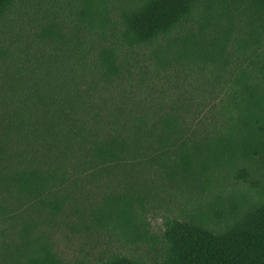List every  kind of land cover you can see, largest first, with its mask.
Instances as JSON below:
<instances>
[{
  "label": "trees",
  "instance_id": "trees-1",
  "mask_svg": "<svg viewBox=\"0 0 264 264\" xmlns=\"http://www.w3.org/2000/svg\"><path fill=\"white\" fill-rule=\"evenodd\" d=\"M26 1L0 0V264H74L51 230L117 169L196 202L151 264H264V0H64L27 29Z\"/></svg>",
  "mask_w": 264,
  "mask_h": 264
},
{
  "label": "rangeland",
  "instance_id": "rangeland-1",
  "mask_svg": "<svg viewBox=\"0 0 264 264\" xmlns=\"http://www.w3.org/2000/svg\"><path fill=\"white\" fill-rule=\"evenodd\" d=\"M61 2L63 4L64 0L26 1L20 7L19 26L27 29L30 26L25 24L28 18L36 19ZM234 191L257 197L249 182L240 181L198 195V199L206 203L215 200L218 209L219 200H226ZM121 197L126 199L128 207L130 205L133 220L130 226L116 217L108 218V213L117 207ZM195 203L192 198L157 179L117 169L85 184L84 191L78 193L70 208L57 218L51 230L53 242L60 257L74 264L78 261L94 264L116 254L151 264L160 261L165 254L166 223L174 217L189 219L194 215L192 210H196Z\"/></svg>",
  "mask_w": 264,
  "mask_h": 264
}]
</instances>
